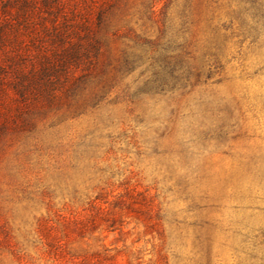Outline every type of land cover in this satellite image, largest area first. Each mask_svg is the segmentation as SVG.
<instances>
[{"label":"rangeland","instance_id":"rangeland-1","mask_svg":"<svg viewBox=\"0 0 264 264\" xmlns=\"http://www.w3.org/2000/svg\"><path fill=\"white\" fill-rule=\"evenodd\" d=\"M33 1L0 0V264H264V0H119L45 88Z\"/></svg>","mask_w":264,"mask_h":264},{"label":"trees","instance_id":"trees-1","mask_svg":"<svg viewBox=\"0 0 264 264\" xmlns=\"http://www.w3.org/2000/svg\"><path fill=\"white\" fill-rule=\"evenodd\" d=\"M28 2L35 4L33 0H24L20 3V9H25ZM41 2L45 8L44 12L50 15V22L43 21L45 20L43 13L39 27L46 36H49L53 50L50 53L43 51V60L23 77L30 84L39 85L41 80L45 88L51 83L50 77L57 75V69L64 65L66 60L78 63L86 59L92 66L97 64L99 55L103 53L102 48L105 49L107 46L114 12L120 7L125 8L126 2L122 4L119 0H41ZM252 2L256 5V1ZM257 4V8L260 9L261 4ZM136 37L140 39L139 36ZM127 56L128 54L124 52L121 55L124 64L131 62Z\"/></svg>","mask_w":264,"mask_h":264}]
</instances>
